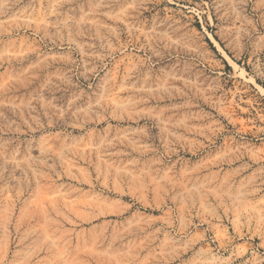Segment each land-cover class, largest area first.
<instances>
[{
    "label": "rangeland",
    "instance_id": "obj_1",
    "mask_svg": "<svg viewBox=\"0 0 264 264\" xmlns=\"http://www.w3.org/2000/svg\"><path fill=\"white\" fill-rule=\"evenodd\" d=\"M0 264H264V0H0Z\"/></svg>",
    "mask_w": 264,
    "mask_h": 264
}]
</instances>
